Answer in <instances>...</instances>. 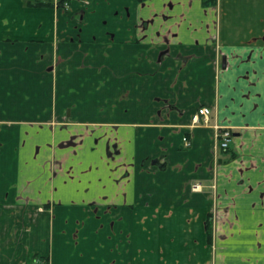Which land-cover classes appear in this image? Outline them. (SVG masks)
I'll use <instances>...</instances> for the list:
<instances>
[{
  "label": "crops",
  "instance_id": "1",
  "mask_svg": "<svg viewBox=\"0 0 264 264\" xmlns=\"http://www.w3.org/2000/svg\"><path fill=\"white\" fill-rule=\"evenodd\" d=\"M35 1L0 0V264H264V0Z\"/></svg>",
  "mask_w": 264,
  "mask_h": 264
},
{
  "label": "built area",
  "instance_id": "2",
  "mask_svg": "<svg viewBox=\"0 0 264 264\" xmlns=\"http://www.w3.org/2000/svg\"><path fill=\"white\" fill-rule=\"evenodd\" d=\"M210 112L211 111L208 106L199 107L197 109V112L192 117V124H198L200 121L207 123ZM214 129H215V138L217 142L216 146L221 150H226L229 147V143L232 139V135H233L232 130L221 125H214ZM183 140H184V144L188 146L189 140L187 139V137H184ZM192 189L193 190L200 189V184L194 183L192 185ZM34 264H49V262L44 263L41 259L37 258L34 260Z\"/></svg>",
  "mask_w": 264,
  "mask_h": 264
},
{
  "label": "trees",
  "instance_id": "3",
  "mask_svg": "<svg viewBox=\"0 0 264 264\" xmlns=\"http://www.w3.org/2000/svg\"><path fill=\"white\" fill-rule=\"evenodd\" d=\"M139 3H143L145 0H137ZM203 6H210V5H215L217 3V0H201ZM52 0H39V1H35L32 3V5H36V6H40V5H52ZM58 6H62V7H67V3L64 1H58L57 2ZM206 233H207V240L209 242H211V238H212V226H211V219L210 216L208 217L207 221H206ZM39 259H41L44 263H48V259L44 258V257H38Z\"/></svg>",
  "mask_w": 264,
  "mask_h": 264
},
{
  "label": "rangeland",
  "instance_id": "4",
  "mask_svg": "<svg viewBox=\"0 0 264 264\" xmlns=\"http://www.w3.org/2000/svg\"><path fill=\"white\" fill-rule=\"evenodd\" d=\"M188 139V138H187Z\"/></svg>",
  "mask_w": 264,
  "mask_h": 264
}]
</instances>
